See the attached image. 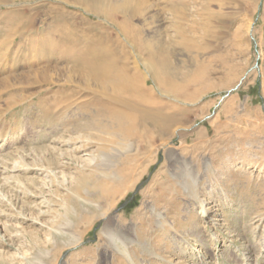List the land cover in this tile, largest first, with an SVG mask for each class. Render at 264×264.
<instances>
[{
  "label": "rangeland",
  "instance_id": "rangeland-1",
  "mask_svg": "<svg viewBox=\"0 0 264 264\" xmlns=\"http://www.w3.org/2000/svg\"><path fill=\"white\" fill-rule=\"evenodd\" d=\"M125 1H0V264H264V0Z\"/></svg>",
  "mask_w": 264,
  "mask_h": 264
},
{
  "label": "bare ground",
  "instance_id": "bare-ground-1",
  "mask_svg": "<svg viewBox=\"0 0 264 264\" xmlns=\"http://www.w3.org/2000/svg\"><path fill=\"white\" fill-rule=\"evenodd\" d=\"M0 1H3V0H0ZM113 1H115V0H111V2H113ZM142 1L139 0L138 5L141 4ZM123 5H124V7H123ZM123 5L121 6V10H124L125 7H128V6L131 5L130 0H126ZM133 12H135V11H133ZM55 24H63V23H61V21H59V23L56 22ZM27 25H28V28H29L30 32H32L34 30L38 31V29L34 27L35 24L33 22H30ZM24 28H26V27H24ZM179 33H181V32L179 31ZM182 34H180V35H182ZM8 41H10V40H7V42ZM69 62H71L72 67L78 66V68L81 69L80 70L81 76H82V79L85 80V82L87 81L86 76L88 75V72H90L94 76V78H95L94 80L97 83H99L100 85H102V87H103V85H104L103 79H105V77L107 76L106 75L107 72H105L104 69H108V68L105 67V65L103 64V62L101 60H99V59H92V60L89 59L88 62H83V61H81V62L73 61L72 62V61L69 60ZM152 62H153L154 65L160 67V69L158 71H160V74L165 76L164 80L167 79L169 81L170 75L166 74V72L164 71L165 68H168V63H167V59L165 58V55H163L162 59H160V60H157L153 56ZM151 65H152V63H151ZM55 66H56V64H55ZM99 68H101L102 71L99 70ZM85 70L87 71V75L86 76L84 74ZM45 72L46 71H43L42 73H45ZM117 75L119 76L120 73L117 74ZM156 76H159V75H156ZM119 77H121V76H119ZM43 78H46V76H44ZM164 80H158V81L161 82V83H165ZM103 88H105V87H103ZM136 123H137V121H136V118H135L134 115H131V114L126 113V112H117L116 119H115L116 131H118L123 138H130L132 136L133 133L131 132V130L136 125ZM156 125H158V123ZM97 189H99V191H100V196H108L112 191L113 192L117 191L116 188L112 189L108 184H106L104 182H98Z\"/></svg>",
  "mask_w": 264,
  "mask_h": 264
}]
</instances>
